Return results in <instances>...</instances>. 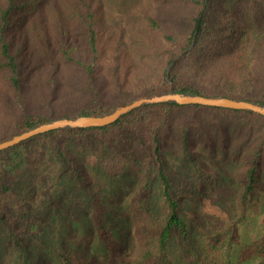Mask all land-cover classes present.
Wrapping results in <instances>:
<instances>
[{
	"label": "trees",
	"instance_id": "trees-1",
	"mask_svg": "<svg viewBox=\"0 0 264 264\" xmlns=\"http://www.w3.org/2000/svg\"><path fill=\"white\" fill-rule=\"evenodd\" d=\"M151 2L171 5V10L154 12L148 8ZM105 3L130 6L129 26L141 24L135 31L134 58L121 50L119 36L106 63V79L115 89L113 103L97 82L106 48L99 25ZM34 18L43 25L49 19L51 24V34L45 31L44 54L49 55L52 47L58 61H51L55 67L50 80L59 62L75 66L82 73L80 90L90 96L91 103L59 117L24 113L16 121L17 134L57 118L106 114L134 99L167 92L171 83L177 92L264 105V0H0V93L6 99L24 95V60L29 53L23 26ZM194 37V47L170 70V83L168 65L191 46ZM147 63L156 69L154 80L127 88L134 67ZM180 112L188 115L175 123ZM256 131H260L258 137ZM236 138L240 140L233 145ZM255 141V146L247 147ZM198 143V152L211 163H217L218 153L221 161L234 162L248 148L238 174L243 199L262 183L263 115L174 102L143 105L107 126L56 129L1 151L0 229L19 230L26 236L39 232L43 222L36 208L55 203L67 192L70 203L89 210L98 243L107 248L106 261L91 264H239L254 257L264 264V234L243 242L229 229L222 237L209 238L200 253L190 246L191 223L196 218L185 213V194L175 191L168 165L169 157L176 156L198 169ZM123 174L128 178L124 190V195L129 192L128 201L122 197L116 204L103 203L94 192L95 176ZM157 183L159 203L155 201ZM31 190L40 197L38 206ZM109 214L127 219L126 232L134 228L127 242L121 233H113ZM139 236L146 244L137 252ZM13 237V245L23 248L16 234ZM55 255L58 264H87L67 252Z\"/></svg>",
	"mask_w": 264,
	"mask_h": 264
},
{
	"label": "rangeland",
	"instance_id": "rangeland-1",
	"mask_svg": "<svg viewBox=\"0 0 264 264\" xmlns=\"http://www.w3.org/2000/svg\"><path fill=\"white\" fill-rule=\"evenodd\" d=\"M129 8L130 6L118 8L109 3L101 7L100 38L106 48L102 60L104 64L97 82L102 86L105 97L110 103L115 101L116 95L113 85L106 79V63L113 53L114 42L120 36L121 50L134 58V50L137 46L135 31L141 27L140 22L131 23L129 26L132 21ZM148 8L163 13L164 10H171V5L151 2L148 3ZM50 25L49 19L43 25L39 19L34 18L23 26L26 49L29 53L24 60L22 82L24 95L22 99L9 98V96L6 99V94L1 91L0 138L17 134L16 121L24 113L44 112L59 117L76 112L91 103L90 96L80 90L83 84L82 73L75 66L59 62L53 80H50L51 72L55 67L51 61H58L54 51L51 50L52 47L49 49V55L44 54V42L48 41L45 40V31L51 32ZM132 61L137 62V59ZM154 71L156 69L150 63L142 67H134L126 87L150 83L154 80ZM187 115V112L178 113L174 122L181 121ZM211 134L214 135L215 132ZM259 134L260 131H256L254 136L258 137ZM240 138L233 139V145ZM255 145L256 141L247 147ZM200 148L201 144L198 143L195 148L196 159L200 164L198 169L192 162H183L175 155L169 157L168 165V173L175 191L185 194L182 201L185 213L196 218V222L191 223L190 246L200 253L209 238L222 237L229 229H233L243 242H250L260 237L264 234V170L262 183L243 199L244 190L238 174L244 167V156L248 148L238 160L228 163L219 159V153L216 157L217 163H211L204 157L203 152H198ZM216 150H219V146ZM127 181L126 174L112 177L95 176L94 192L103 203L116 204V201L122 197L123 200L128 201L129 192L124 195ZM31 191V198L38 206L40 197L37 196L36 190ZM155 193V201L159 203L161 193L158 183L155 185ZM66 194L67 192L64 195L60 194L55 203L44 205L42 209L36 208V216L43 222H39V232L29 233L26 236L19 230L9 229L10 233L0 229V264H58L56 251L70 253L77 260L87 264L106 261L107 257L103 252H107V248L98 243L89 210L83 205L70 203ZM83 195L88 194L83 193ZM124 205L123 202L122 206ZM107 221L112 224L113 233L116 235L121 233L125 242L134 233L132 227L129 229L130 232H126L127 219H123L121 215L114 217L109 214ZM14 234L19 238L23 248L13 245L16 244L13 242ZM135 241L138 252L146 242L140 236L136 237ZM239 264L262 263L260 257H254Z\"/></svg>",
	"mask_w": 264,
	"mask_h": 264
},
{
	"label": "water",
	"instance_id": "water-1",
	"mask_svg": "<svg viewBox=\"0 0 264 264\" xmlns=\"http://www.w3.org/2000/svg\"><path fill=\"white\" fill-rule=\"evenodd\" d=\"M195 44V37L193 38L191 46L182 51L167 67L166 76L170 81L169 72L172 67L187 53ZM164 102H174L180 105H202L210 107H223L237 110H248L264 116V105L249 100L233 99L225 96H205L199 94H192L189 92H177L172 83L169 91L144 96L134 99L124 105L116 107L114 110L102 115H78L73 118L62 117L51 120L46 123L39 124L26 131L13 135L11 138L0 141V152L9 149L13 146L19 145L25 140L34 136L56 130V129H75V128H90L103 127L116 122L119 118L139 108L143 105L157 104Z\"/></svg>",
	"mask_w": 264,
	"mask_h": 264
}]
</instances>
